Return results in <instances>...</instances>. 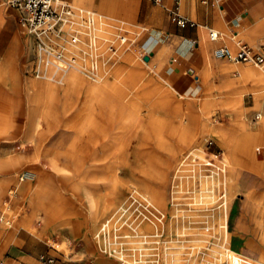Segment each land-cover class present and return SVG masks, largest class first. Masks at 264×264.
Wrapping results in <instances>:
<instances>
[{"label":"rangeland","instance_id":"374dc122","mask_svg":"<svg viewBox=\"0 0 264 264\" xmlns=\"http://www.w3.org/2000/svg\"><path fill=\"white\" fill-rule=\"evenodd\" d=\"M71 5L73 7L74 5L82 6L85 8L84 10L86 8L94 10L83 2H72ZM0 8L5 10L10 18L0 13V47L9 49L7 57L11 60L20 59L25 63L26 60L33 62L34 59H37L40 63V70L31 67L28 71L32 76L43 80L46 76V68H53L54 64L47 65L45 63V56L39 51L36 39L35 44L30 46L33 47L30 49L31 51L27 52L29 44L26 43L25 36L28 32H24L19 26L18 12L1 2ZM7 19L9 22L4 23ZM85 19V16L78 17L74 20L75 24L62 26V33L51 35L56 41H49L48 45L52 44L51 47L54 50L64 54V46L71 42V38L76 35L80 39H84L86 49L90 52L93 39L88 32L94 31L95 33V27L100 26L98 23L100 21L95 18L94 23L87 25ZM106 19V24L103 27L106 32L103 31L102 36L98 37L95 49L97 53L94 56L85 54L86 57L82 59V57H76L73 54L70 56L64 54L66 59L76 57L75 61L81 66H85L81 70L69 71L68 79L72 75H76V82L65 79L66 82L63 83L45 78L53 90V98L50 99L51 102H47L50 107L48 115L52 116L54 121L56 118L63 119L64 110L70 111L71 118L75 114H82L80 111L83 110L84 104L91 103L88 96V85L97 84V92L101 91L102 93L98 94L99 96L96 95V109L104 111V107H99V104L110 107L109 113L104 115L106 118L119 117V111L126 116L130 109H134L137 111L139 119L135 120V124H131L135 122L134 120L128 121L132 122L127 132L122 133L117 141L104 136L93 138L95 141H87L88 137L84 135L90 131L78 137L77 132L75 134L68 129L66 123L67 121L71 123V120L67 116L62 127L54 122L52 143L47 140L35 145L38 156L31 162L26 161V164H30V166L23 164L16 171H3L6 163L12 164V158L6 157L7 162L3 163L0 157V181L4 182V193L0 198V214H3L5 218L4 222L0 224V243L4 237L10 239V236L16 234L20 229H27L46 242V247L51 251L46 252L45 256H52L55 258V262L66 258L67 264H127L128 260L140 262L139 258L144 259L146 256L145 259L148 260L146 264H153L150 261L158 260L162 248L168 243L171 252L174 255L179 254L180 259L176 255V257L174 256L175 264H226L219 260L218 255L223 249L216 245L218 238L215 234L223 233V225L227 223L231 203L236 209L237 215L245 220L249 219V212L257 211L255 207L264 209L261 204L256 206L250 202L248 209L245 204V196L247 195L250 201H253L254 197L244 187V183L256 187L254 177L264 180V174L237 166L232 161L235 144L241 147L235 152L240 154L239 159L242 161L247 160L244 157L248 152L245 148L247 143L250 145L252 143L259 144L258 151L254 155L255 163L258 162V158H264V142L257 141L250 133L256 132L250 128L251 117L256 112H261L264 117V109L261 110L256 105L254 95H252L254 90H250L252 88L251 74H248V69L246 72H242L244 67L252 68L254 70L251 73L254 78L257 76L264 78V69L255 63H236L228 59H218L213 54L220 65L227 63V66L233 67L230 70L229 80L242 84L238 89V94L243 98L242 104L238 97L236 101H233L234 93L237 91L229 94L226 92L231 88L224 86L231 83L226 82V76L221 72V75L217 73L218 75L208 80L206 73L200 71L201 80L196 83L197 92L189 95L175 90L172 77L160 74V71L154 68L153 63L148 65L142 62V46L139 43H142L141 36L144 35V32H148L147 29L132 26L126 18ZM109 29H116L117 34L108 37ZM121 36L127 37L125 43H121ZM218 45L214 46L213 51ZM231 46L230 48L234 52L239 50V47L234 48L232 43ZM249 46L253 47L255 52L264 55V38H261L258 43L249 42ZM95 62L99 67L96 73L99 72V75L101 73L105 76L103 83L105 85L95 82L97 79L94 74L90 73V69H94L91 67ZM112 88L115 94L112 92ZM84 90L87 91L84 92ZM241 91H243L242 94ZM261 98L264 103V96ZM114 104L124 108L120 107L117 110L113 106ZM105 117L103 119L96 118L97 126H102L105 123ZM11 120L9 115L6 116L0 110V150L3 149V144L12 143L11 141L6 143L4 140L9 131L15 127ZM39 128L42 131L45 130L41 125ZM260 129H262V124ZM66 133L68 137H64ZM111 133L113 132L111 131ZM216 135H220V139ZM140 137H143L144 141L140 140ZM221 138H225L224 141H227L228 147L224 146ZM184 140L186 143H183ZM22 146H24L23 142ZM243 146L245 147L243 148ZM30 148L33 149V147ZM22 149H25V146ZM46 150L51 152V161L47 163L49 166L45 164L44 159ZM94 151L96 153L94 166L89 165L91 162H87L85 167L82 160L84 155L90 161V156L94 154ZM169 151H174V153L170 154ZM187 153H190L189 163L199 164L207 174V177H204L206 184L202 185L197 181L198 193H204L202 187L209 186L212 189L207 193L216 199L214 205L221 207V202L223 203L225 200V193L229 192V207L225 209L222 207L221 212L219 207L215 208L217 221L213 222L212 227L207 226L199 215L188 219V214L191 213L189 202L194 200L192 195L195 193L194 189L190 188L188 184L182 182L179 184L172 174L171 167L175 159L173 156L182 158L184 155L187 156ZM141 168H144V173L140 171ZM214 170H218L217 173L220 172L221 177L219 180V176L215 174V180L211 178L215 181L213 184L210 175ZM27 171L36 172L39 178L40 187L36 197L38 201L36 206H29L28 202L29 196L33 193V187L37 183L28 185L31 182L29 179L25 178L24 182L20 179ZM11 179H14V183L9 182ZM17 184L30 186L28 193L24 190L11 193L13 190L15 191ZM156 189L160 192L164 191L170 200L173 195L179 197L181 216L177 219L178 221H175V216L165 218L164 222L160 223L162 229L159 230V235H155L152 230L149 231L146 228L148 220L145 217L142 219V214H139L138 210H132L133 205L129 208V213L127 212L117 219L115 226L118 227V230L115 231L114 236L108 238V244L103 241L98 242L95 234L103 220H94L90 216L88 198L99 201L103 212L109 213V209L119 205L120 200H117V196L122 195L121 200L123 198L130 199L131 196L133 197V193L138 192L137 195L143 197ZM211 200L206 198L210 204ZM203 205L200 203V206ZM169 206L170 210H173V205ZM140 207L143 210L142 206ZM32 210V214H28ZM183 213L186 214L184 218H182ZM30 216H34V218L30 220V226L26 227L24 224L27 223ZM46 218L53 220L52 226H56L55 230L50 232V237L47 231L52 229V226L46 227L50 223V220H46ZM229 223H231V217ZM255 223L259 226L255 236L252 228L248 230L249 237L253 240L250 248L255 247L260 250V246L263 244L264 218L255 217ZM64 236L67 238L65 241ZM232 243V248L238 244L235 239ZM6 249L7 246L2 250L5 252ZM115 249L125 255L126 261L118 257L119 255L117 256ZM245 256L253 258L255 254H245ZM2 261H4L3 257L0 258V262ZM139 264L145 263L140 262Z\"/></svg>","mask_w":264,"mask_h":264},{"label":"crops","instance_id":"0c3cea01","mask_svg":"<svg viewBox=\"0 0 264 264\" xmlns=\"http://www.w3.org/2000/svg\"><path fill=\"white\" fill-rule=\"evenodd\" d=\"M66 1L70 4L80 1L94 9L89 10L95 13L97 18H99L98 21H103V31V27L107 21L106 18L113 19L117 17L126 18L134 27L147 29L148 32H144V35L141 36L142 43H139L142 46V62L148 65L153 63L154 68L158 69L160 74L172 77V82L176 87L175 90L188 93L189 95L197 92L196 83L201 80L199 72L204 71L208 80L218 74L221 75V72L222 75L226 76V82L231 83L228 86H224L225 88H231V90H227L226 92L229 94L230 92L237 91V93H234L235 99L233 101H236L237 97L241 98V95L238 94V89L242 84L229 80L230 70L233 67L227 66V63L220 65L216 61V57H213V48L217 44H219L218 47L227 46L230 48L232 43L234 48L237 46L240 48L241 45L245 44L254 49L249 46V42L258 43L261 38H264V0H179L181 15L191 21V23H195L194 26L188 24L185 27L178 26L170 18V11L176 5L177 0ZM0 13L9 18L8 13L5 10H1V8ZM9 19L4 23L9 22ZM209 29L218 30L222 34V39L216 42L211 41L207 35ZM107 33H109L108 37H110L116 35L117 31L116 29H109ZM138 35L140 36L141 34ZM25 37L26 43L29 44L26 49L28 52V50L33 48L30 46L35 44L36 38L33 34L28 33ZM122 39L127 40V37L121 36V43ZM0 55V110L6 116L9 115L11 117V123L15 126L4 139L6 143L10 141L12 143L3 144V149H1L2 151L0 150V157L3 163L7 162V158H12V164L6 163V167L4 166L3 170L12 172L21 168L23 164L30 166V164H26V161L31 162V160L36 159L38 156V150L35 148L36 144L47 140L52 143V132L50 130L53 117H49L48 115V109H50L48 103L52 98L53 90L50 83L46 82V79L64 83L65 79L67 81L69 76L63 70L54 73L52 68H46L45 74L50 76L47 78L45 76L46 79L39 80L29 74L28 71L31 67L40 70V63L37 59H34L33 62L26 60L25 63L23 60L20 61V59L11 60L7 57L9 56V49L3 47H0ZM247 69L249 68L244 67L242 72H246ZM256 72L258 71L256 70ZM59 74L63 75L60 76ZM58 77L59 79H57ZM263 82L261 77L257 76L253 79L251 88L252 90L255 88L252 95H254L256 105L261 110L264 109V103L261 101V97L264 96ZM242 93L243 91H241ZM113 106L116 109L122 107L115 104ZM205 107L207 108L206 105ZM257 113L261 112L254 113L250 120V128L257 131L249 132L254 135V139L262 141L264 138V125L262 129L259 130V128L264 118L263 114H261L262 119L256 128H253L251 125V121ZM39 125L43 126L45 130H40ZM44 126L48 128L46 129ZM66 136L68 137L67 133L64 137ZM22 142L25 149H22L24 147L22 146ZM30 147H33V149ZM44 155L45 164L49 166L47 163L51 161V152L46 150ZM244 157L246 158V156ZM256 163L263 164L264 158L261 162L258 161ZM254 179V184L258 188L244 183L245 190H249L254 197V200L250 201L247 195L245 196V204L248 209L249 202L256 206L258 204H261L262 207L264 206V180L256 176ZM3 183L1 180L0 198L4 193ZM23 190L28 193L29 188L26 186ZM47 203L45 204L47 205ZM32 212L33 210L28 214H32ZM44 214L46 216L45 212ZM248 214L249 219H241L231 203L226 224L227 233L230 234L229 248L246 259L261 260L264 256V244H261L260 250L255 249V247L250 248L253 240L249 237L250 233H248V230L252 228L253 235L255 236L256 230L259 228L255 223V217H264L262 213L258 214L257 212L256 214L251 212ZM34 216L29 217L27 223L24 224L26 227L30 226L29 222L33 220ZM230 217L231 223H229ZM52 222L53 220H50V223L46 227L52 226ZM52 231L51 229L47 231L49 232L48 236ZM65 239L67 238L64 236V241ZM234 239L238 244L235 245V248H232L231 244H233ZM6 246L7 249L4 252L3 250ZM48 251L51 250L46 247L45 241L36 237V235L27 229H20L16 234L10 236V239L4 237L0 243V258L3 257L4 260L0 264H45L41 258ZM251 253H254L255 257L250 258L245 256V254L249 255ZM67 263L68 260L66 258L55 262V264Z\"/></svg>","mask_w":264,"mask_h":264},{"label":"bare ground","instance_id":"6f19581e","mask_svg":"<svg viewBox=\"0 0 264 264\" xmlns=\"http://www.w3.org/2000/svg\"><path fill=\"white\" fill-rule=\"evenodd\" d=\"M78 2H80V1H78ZM1 3H4V2L1 1ZM80 3H82V2H80ZM75 5H77V4H75ZM75 5H74V8L76 10L85 9L84 7L82 8V6L80 7V6H75ZM86 10H87V12H89L91 14V16H92V18H93V20L95 22V18H97L95 13L93 11L89 10V9H86ZM97 19H99V18H97ZM72 23H74V20L70 24H72ZM98 23L100 24V26L95 27V33H94V31H89L88 32L89 35L91 36V39H93L91 41L92 42L91 43L92 44V50H90V52L86 49V42H84V39L82 40V39L79 38V41L77 43H73L71 41V42H68V44H66L64 46L65 55L66 56H70V55L73 54V55H76V57L77 56L78 57H82V59L85 58L87 55L94 56V54L97 53V52H95V49L97 48L98 37L99 36L101 37L102 36L101 32H103V29H102L103 21H100ZM67 24L68 23L62 24L60 26V31H55L53 33L44 32L42 34H39V36L41 37V39L46 44H48L49 41H53L54 42L56 40L54 38H52L53 36H51V35H53V34L60 35L62 33V31H63V30L61 31V29H62L61 27L64 26V25H67ZM75 36H73V37H75ZM85 54H86V56H85ZM75 63H76V65H74V63H73L70 66V68H67V67L64 66V64L57 62V63H54V67L52 68V70H54V73H57L60 70H63V72H67L68 76H69V71L70 70H74V69L81 70V68L85 67V66H81L79 63H77V61H75ZM91 68H94V69H90V68L89 69H90V73H92V75L94 74L95 78L97 79V80H95V82L97 81V82L102 83V85H105V84H103L104 81H105V78H104L105 76L103 74H101V73L99 75L98 74L99 72L96 73V70H98V68H99L98 67V63L95 62ZM87 69H88V67H87ZM252 71H253L252 68L248 69V74H251V77H252L251 82L254 79V77L252 76V73H251ZM48 76L49 75H46V78ZM94 76H93V78H94ZM259 77H261V76H259ZM261 79H262V81H264V78L261 77ZM68 80L69 81L71 80V82H76L77 81V77H76V75L75 76L72 75L71 78H69ZM262 84H264V82ZM96 85L95 84H93V85L89 84L88 85V96H89V100L91 101V103L90 102H88V103L86 102V104H84L83 110L80 111V113L82 112V114H75L71 118L70 115H72V114L69 113L70 111L69 110H64L63 119L60 120V119L56 118L54 121H52V126H51V130H50L51 132H53V130H54V127H53L54 122H56L55 124L60 125L62 127L63 121L67 118V116L69 117L68 119L71 120V123L68 122V121L66 123L68 129H70L71 131L75 132V134L77 132V134H79L78 137L84 135L85 132L90 131V133L88 132V134L84 135V136L88 137L87 141L88 140L89 141H95L93 138H95L97 136H100V137L104 136V137L110 138V140L112 139L113 141H117L119 136L122 133L127 132L130 123L133 120L137 121V119H139L137 111L136 110L134 111V109H130L129 112L126 114V116L123 115L124 113L119 111V115H118L119 117H116V118H113V119H109L108 117L106 118L104 115L109 113L108 109H110V107H107L105 105L99 104L100 105L99 107H104L103 108L104 111H102V109H101V111L100 110L98 111V109H96V103H95L96 95L102 93L101 91L97 92ZM102 85H99V86H102ZM111 90H112L113 93L115 92L113 90V88ZM250 90H252V89H250ZM254 91H255V88H254ZM242 99L243 98L239 99V102L241 104H242ZM126 108H128V106H126ZM102 116L105 117L104 118L105 119L104 120L105 123L102 122V123H104V124H102V126H97L96 118L103 119ZM130 120H132V121L128 122ZM136 121L132 122L131 124H135ZM263 123H264V121L261 122L262 126L264 125ZM63 129H64V127H63ZM172 130H173V128H172ZM100 131H102V132L100 133ZM111 131L113 133H111ZM175 131H176V129H175ZM97 134H99V135H97ZM263 136H264V133H263ZM171 137L173 138L172 135H171ZM216 137L218 139H220L221 136L220 135H216ZM224 139L225 138H221V141L224 144V146L228 147L229 145L226 143L227 141H224ZM140 140L144 141V138L140 137ZM263 140H264V138L262 139V142H264ZM183 143H186V141L184 140ZM71 145H73V142H71ZM236 145L237 144H235L234 149L232 151V161H233V163L237 164V166H241V167H245V168L247 167V168H250V170H252V171H256L257 173H260V174L263 173L264 174V163L263 164L261 163V165H260L259 163H255V159H254V155L256 154L255 152L258 151L257 147H258L259 144L257 145V144H253L252 143V145H250V144L247 143L246 147L243 146V148L245 147L246 150L248 151L245 154L246 158H247L246 161L245 160L242 161L241 159H239V155L240 154L236 153L235 150L238 149V148H241V147L238 146V145L236 146ZM86 147H88V146L86 145ZM88 149L90 150L89 147H88ZM169 153L170 154L174 153V151H169ZM95 154L96 153L94 151V154L90 156V158H91L90 161L88 160L86 155H84V157L82 159L83 163H84V166H85V163L87 165V162H91L89 165L94 166V161H95V158H96ZM191 155H192V153H191ZM174 157H175V159L173 160V165L171 167V170H173L172 174L175 176V180L177 179L176 181L179 184H181V182L186 184V185L188 184L190 186V188L194 189V192H195L194 194H192L193 197H194V200L192 202H189V207H190L189 209H190L191 213L188 214V219H191V217L194 216V215H197V216L199 215V216L202 217L201 218L202 221L206 222L207 226L212 227L213 222L217 221L216 212L214 210H215V208L219 207V206H215L214 205L215 204L214 201L216 199L213 198V196L211 194L207 193V192H210L212 188H210L209 186H203L202 187V191L204 193H198L197 192V186H196L197 185V181H199L202 185L206 184V182H205L206 180L204 178V177H207L206 172L203 170V168L200 167L199 164H197L195 162L194 163H189L190 153L189 154L187 153V156L184 155L182 158L173 156V158ZM257 160L259 162L262 161V159H259V158ZM256 168H258V169H256ZM140 171L142 173H144V168H141ZM217 171L218 170L212 171V174L210 175V179L213 178L215 180L214 176L216 174V175L219 176V180H220L221 173L220 172L217 173ZM26 175L28 176V179L31 181L30 184L28 183V185H33V184L37 183V184H35V187H33V193L29 196V202H28L29 206H36V204H37L36 202H38L36 197H37V193L39 192V187H40L39 178H38L37 173L33 172V171H27ZM213 179H211V181H213V184H214L215 181ZM13 180L14 179H11L9 182L14 183ZM26 186H23L22 184H17V186L15 188V191L13 190L11 193L14 194V193H16L18 191H22L23 188H25ZM27 187L29 188L30 186H27ZM180 189H179V191H180ZM137 193H133V197L131 196L130 199H126V198L124 199L123 198V200H121L122 199L121 198L122 195L117 196V200H120L119 201V205L116 208L109 209V211H110L109 213L103 212L99 201H95L92 198H88V202L90 204L89 209H88V211H89L88 213H90V216L94 220H100V221L103 220V222L101 223L99 229H97L96 234H95L96 235V239L98 240V242L99 241H103V242H106V244H108V240H109L108 238L111 237L115 233V231L118 230V227L115 226V223H116L117 219L121 215H123V214H125L127 212L129 213V208H131V206H133V205H134V207H133L132 210H134V209L138 210L139 214L140 213L142 214V217H143L142 219H144V217H145V219L148 220L149 223H147L146 228L149 231L152 230L155 235L156 234L159 235V230L162 229V225L160 223H163L165 218L166 219L170 218V217L173 218L175 216V218H176L175 221H178L177 219H179V217L181 216V214H180V206H181L180 204H181V202L179 201V199H178L179 197L178 196L173 195L171 197V200H170V198L167 197V194L164 191L160 192L157 189L149 192V194L144 195L143 197L142 196H138ZM228 194H229V192L227 194L225 193V200H223V203L221 202L222 206L219 207L220 212H221V210L223 208L225 209V208L229 207L228 206L229 205ZM206 198L212 199L211 200V204L206 201ZM200 203H203L204 205L200 206ZM169 205H173V210L171 209L172 212L170 210V206ZM140 206H142L143 210L141 209ZM255 209H257V211H254L255 214L257 212L258 214L262 213L264 215V209L262 210L259 207H255ZM220 212H218V213H220ZM184 217H186L185 213L182 214V218H184ZM175 221H172V222H175ZM226 224L227 223H225L223 225V228H224V230H222L223 233L221 232V234H215L216 237L218 238V242H216V245L220 246L223 249V251L220 252V255H218L219 256V260L225 262L226 264H264V256L262 257L261 260L256 262L254 260L246 259V258L240 256L239 254H237L236 252H234L233 250H231L229 248L230 234L227 233ZM51 228H52L51 230H55L56 226H52ZM218 230H219V228H218ZM260 239H261V237H260ZM131 242H136V241H131ZM262 243L264 244V231H263V234H262ZM167 244L165 246L163 245L164 247L162 248L161 253L158 255V260H153V261L151 260L150 261L151 263H153V264L154 263H157V264H175V257L176 256L178 257L179 254L178 255L175 254L176 255L175 256L171 252L170 246L167 245ZM115 252L117 253V256L119 255L118 257L122 258L123 261H126L125 260L126 259L125 255L123 253H121L118 249H115ZM140 254H142V253H140ZM145 257L146 256H144V259L139 258L141 263H145V264L147 263L148 260H146ZM140 262H138V260H128L127 264H139ZM176 262H178V261H176Z\"/></svg>","mask_w":264,"mask_h":264},{"label":"built area","instance_id":"2783aa9c","mask_svg":"<svg viewBox=\"0 0 264 264\" xmlns=\"http://www.w3.org/2000/svg\"><path fill=\"white\" fill-rule=\"evenodd\" d=\"M14 8L19 13V26L24 32L32 33L36 37L39 51L43 53L44 61L47 65L54 63H62L65 67H70L75 63V58L66 59L63 52H58L54 50L51 45L46 44L39 34L44 32L53 33L55 31H60V26L62 24H70L75 18L86 17L87 25L92 24L93 18L89 12L84 9L76 10L69 2L65 0H0ZM171 21L178 26L185 27L188 24L194 26L195 23L186 18H184L180 13L179 0H177L176 5L170 11ZM209 39L213 42L222 39V34L215 29H209L208 31ZM73 43L79 41V37L75 36L71 38ZM126 40L122 39V43ZM63 51V50H62ZM214 56L218 59H228L232 62H247L255 63L264 69V55L255 52L254 49L243 44L240 46L237 52H234L231 48L227 46L218 47L214 50ZM56 61V62H55ZM261 113L255 114L251 121L253 128L258 126L259 121L262 119ZM25 178L28 179L26 172L21 176V180L24 182ZM4 215H0V224L4 222ZM42 261L45 264H55V258L42 256ZM2 264V263H1Z\"/></svg>","mask_w":264,"mask_h":264}]
</instances>
